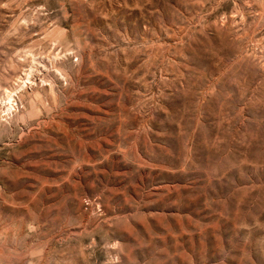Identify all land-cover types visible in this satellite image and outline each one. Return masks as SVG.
<instances>
[{
    "label": "rangeland",
    "instance_id": "374dc122",
    "mask_svg": "<svg viewBox=\"0 0 264 264\" xmlns=\"http://www.w3.org/2000/svg\"><path fill=\"white\" fill-rule=\"evenodd\" d=\"M0 264H264V0H0Z\"/></svg>",
    "mask_w": 264,
    "mask_h": 264
}]
</instances>
